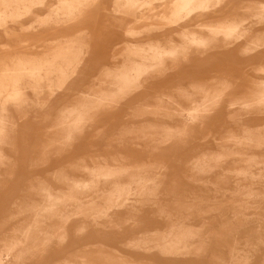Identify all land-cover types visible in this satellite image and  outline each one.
Returning a JSON list of instances; mask_svg holds the SVG:
<instances>
[{"label": "rangeland", "instance_id": "obj_1", "mask_svg": "<svg viewBox=\"0 0 264 264\" xmlns=\"http://www.w3.org/2000/svg\"><path fill=\"white\" fill-rule=\"evenodd\" d=\"M116 1L94 0L88 5V8H80L79 13L82 11L84 14L81 37L87 42L88 48L86 49L87 57L82 66L78 68L75 76L70 78L61 90L54 88L51 92L50 89H46L39 97L40 99L28 92V100L25 106L17 107V105L12 104L9 106L7 114L5 113L6 116L10 115L14 119L18 127L11 129L12 132L9 131L11 141L8 142L9 146L5 147V155L8 160L5 167L0 170V186L2 187L4 179L7 180L5 189H0V238L18 233V228L28 224V222L33 223L34 213L36 211L43 212L48 205L47 198L51 191L56 192L61 198L55 202L56 212L64 210V213H72L74 209L70 203H72L71 200L79 195L78 192L83 196L82 202L79 204L81 208L95 207V205V208L98 206V209L106 208L108 206L105 203L107 197L100 198L99 196L102 194L100 190H107V184L90 183L89 174L94 170H81V165L92 166L95 162L104 159L111 162L114 155L118 153L129 155L130 160L128 163L132 166L141 165L145 162L148 155L144 149L143 143L145 141L135 140L139 145V148L135 149L128 141H118L116 138L120 133H127L134 129H142L140 130V135L144 136L147 133L146 127L154 123L174 125L178 122V120H175V122L166 119H153L150 116H140L138 109L142 105H146L152 97L162 95L166 91L176 93L183 87L190 89L189 84L196 80L210 86L215 80H227L232 83V94L243 92L253 82L264 81V47L252 56L243 55L244 46L248 42L255 41L258 36H263L262 39L264 41V24L259 27L255 26V19L249 18L246 28L251 30L247 34L246 39L237 43L234 46L235 48L220 50L215 45L207 49L190 47L185 56L181 57L178 54L174 60L166 57L164 61L169 70L163 77L148 80L143 91L133 96L122 107L112 111L104 110L99 113L94 122L86 124L82 133L70 142L67 147H63L57 153L49 151L48 148L43 147L46 145L45 136L49 130L51 131L52 125L56 123L57 116L75 98L82 94L99 91L100 82L106 80L102 71L106 66L110 70L113 68L112 57L115 49L123 50L133 44L146 48L150 43L169 45L168 47L177 45L176 47H179L185 41V38H183L184 30H168L164 27V23L161 22V16L163 18L165 15L170 18L172 14L171 3L175 0H168L163 5L154 3V6L136 8L134 12L130 8L121 7L123 2H120L119 10L122 13L117 12ZM254 2L264 3V0H223L220 7H213V10L206 17L191 20L196 25V30L194 29L193 31L200 32L199 26L218 23L226 18H232L235 14L248 17L244 13L243 8L252 5ZM58 5V0H49L44 9L36 8L32 13L25 16L20 23H9L8 29H1L0 54L6 50L17 49L18 46H22L21 42L33 44L42 40V43L50 46L54 44V41L74 34L75 26L71 23L61 25L58 28L54 24L50 25L41 22L45 21L43 19H46V16L56 9ZM131 29L140 30L142 33L137 37H131L127 35ZM7 34H10V37ZM217 53L221 54L218 55ZM188 55H190L189 59H202L200 55L206 56V60L209 62L206 63V66L195 67L185 61L188 59ZM125 59L131 60L127 56H125ZM207 66L210 68H207ZM227 102L228 98H224L221 106L211 116L209 125L203 130L195 129L188 139L186 147L170 144L166 148L153 153L154 155L151 159L163 162L164 168L159 164L155 167L143 168L142 170H136V168H132L131 171L128 170L133 176L138 173H140L138 175H141L142 173L159 177L161 183L158 185L156 196L152 197V199L132 197L128 201L126 209L121 211L109 210V217L100 220V224L103 227L100 229L92 228L85 238H79L76 235V229L80 224L91 225V222L84 215L73 216L69 227L71 239L67 242L68 249L64 251L54 249L45 259L33 264H59L65 261L68 264H86L87 262L88 264H213L212 260L214 259L220 260L218 264H232L231 257L233 253L231 252L230 254L229 242L224 239L215 238L214 240L213 237H210L207 240V246L199 251L200 253L193 250L184 253V255H181L182 257L179 256L178 258L163 256L157 248L158 240L161 242L169 225V220L160 212V209L179 207L181 205L179 197H185L188 202L193 201L195 198H200L204 201L208 199V202L210 200L212 203L217 199L218 201L215 200L216 202L214 201L212 204L216 203L219 205L221 203L219 205H222L220 214L209 215L205 220L194 219L188 221L194 226H201L206 221L207 223L211 222L210 226L212 229L219 228L220 223L223 222L220 219V217L222 218L220 215L229 212L224 216V219L226 217L232 220L231 207L242 206L243 201L241 199H233L231 197L239 190L237 186L241 181L243 182V178L238 176L239 171L243 170L241 163L235 162L234 159L223 161L221 167L211 174L209 181L205 183L199 181L192 171L193 163L201 154L208 151L212 153L229 152L234 148L232 143H222V140L229 133L242 138L244 130L264 127V119L252 118L240 115L234 110H227ZM185 106L191 108L186 104ZM26 113V118L24 120L20 119V114ZM262 133L264 134V130H262ZM131 137L133 136L127 135L126 139L130 140ZM43 149L45 150L43 151ZM42 152L44 153L42 154ZM245 152L257 154L264 161V147L261 149L250 148L245 150ZM45 159L46 161H44ZM227 170L229 172L233 171L232 174H229L228 181L219 189L215 188L212 182L220 174L229 173ZM253 172L255 174L258 173L257 169H253ZM87 185L88 188L86 187L84 190L83 187ZM253 187L256 191L261 190L259 185H254ZM73 189L78 192L73 191ZM66 194L68 196H64ZM231 200L234 201L232 202ZM253 202L256 205L253 204L252 207L255 208L247 212L249 218L246 216L249 220L246 217V219L242 217L243 221L241 222H244L245 226L242 223V229L244 230L240 234V243H242L240 253L242 257L250 256L252 261L247 262L248 264H264V245H244L246 239L247 241L251 240L250 242L254 244L257 242L256 238L261 239L264 237V229H260L258 226L260 222H264V220H261L264 215H259V211L264 212V200H252ZM131 207L135 209L132 210ZM182 215H185V212ZM185 217L187 216H183V218ZM254 227L260 230L256 237L252 236L253 231L249 234V231ZM206 232L207 236L211 235L207 230L205 234ZM145 239H151L149 245L151 249L144 250L133 246V242ZM261 240L264 241L263 238Z\"/></svg>", "mask_w": 264, "mask_h": 264}, {"label": "bare ground", "instance_id": "obj_2", "mask_svg": "<svg viewBox=\"0 0 264 264\" xmlns=\"http://www.w3.org/2000/svg\"><path fill=\"white\" fill-rule=\"evenodd\" d=\"M48 1L49 0H0V30L8 29L9 23H20L25 16L32 13L36 8L44 9ZM92 1L94 0H58V7L49 15L47 14L48 16H46V19H43L45 21H41L50 25L54 24L58 28H60L61 25L71 23L75 26L74 34L67 35L60 40L54 41V44L50 46L42 43V40L33 44L21 42L22 46H18L17 49L6 50L0 54V170L2 167H5L8 160L5 155V147L9 146L8 142L11 141L9 131L12 132L11 129H16L18 127V124L10 115L6 116L9 106L12 104L17 105V107L25 106L28 100V92H31L36 98L40 99L39 97L46 89H50L51 92L54 88L61 90L66 82L75 76L78 68L82 66L87 57L86 49L88 48L87 42L81 37L83 31L81 30V26L83 25L82 19L84 14L82 11L81 13L79 12L80 8H88V5ZM167 1L168 0H117L116 6L118 13H122V11L119 10L120 2H123L121 3V7L130 8L134 12L136 8L154 6V3L163 5L166 4ZM222 2L223 0H175L171 3L172 14L170 18L165 15L163 18L161 16V22L164 23L163 25L165 28L172 29L199 17L201 13L208 14L213 10V7H220ZM243 10L248 17L235 14L230 19L226 18L218 23H209L208 25L199 26L201 29L200 32L193 31L195 28L185 30L183 34L185 41L179 47H176L177 45H175V47H172L173 45L168 47L169 45H160L158 43H150L149 45L148 43L149 46L146 48L133 44L123 50H119V48L115 49L112 57L113 68L110 70L106 66L102 71L106 80L100 82L99 91L82 94L78 98H75L71 104L57 116V121L52 125L53 127H49L51 131L48 129L49 131L45 136L46 145L43 147L48 148L49 151L52 152H59L60 149L67 147L70 142L82 133L86 124L93 123L99 113L104 110L112 111L122 107L133 96L143 91L148 80L156 77H163L169 70L164 61L166 57H170L174 60L178 54L181 57L185 56L190 47L195 49H207L215 45L220 50L235 48L234 46L237 43L246 39L247 34L251 30L250 28H246V23L249 18L255 19V26L259 27L264 24V3L254 2L252 5L243 8ZM137 29L129 30V34L127 35L131 37L139 36L142 32ZM9 35L7 34V36ZM262 37L263 36H258L255 41L248 42L246 46H244L243 55L252 56L258 53L264 47ZM125 56L131 58L132 61L130 59L126 60ZM122 58L123 60H121ZM189 85L190 89L183 87L180 88L179 91L177 90L178 92L176 93L166 91L162 95L154 96L146 105H142L138 109L140 116H150L153 119H166L171 121L178 120L176 124L169 125L165 123L160 125L154 123L146 127L147 133L144 136L140 135V130L142 129L130 130L127 133H120V135L117 136L116 140L128 141L135 149L139 148L135 140L145 141L143 143L144 149L148 155L147 160L141 165H130L128 163L130 156L120 153L115 154L111 162L104 159L97 160L98 162H95L92 166L86 164L81 165V170H94L91 171L90 174L88 172L90 183L107 184V190H100L102 194L99 196L100 198L107 197L105 203H107L108 206L106 208L98 209V206L95 208L96 205L95 207L90 206L81 208L79 204L82 202L83 196L78 191H75L74 187L73 191L79 194L76 193L78 195H75L76 198L73 195L75 199L71 200L72 203H70L74 211L72 213L67 211V213H64V210H58L59 212H56L55 202L60 197L56 192L51 191L50 188L51 192L48 194L47 198L48 205L44 210L42 209L43 212L36 211L34 213L33 223L28 222V224H24L18 228V233L0 238V264L38 263L45 259L54 249H67L69 247L67 242L71 239L69 227L71 226L73 216L84 215L85 218L91 222V225H87L86 223L80 224L76 229V235L79 236V238H85L92 228L100 229L103 227V225L100 224V220L109 217V210L115 209L121 211L126 209L128 207L127 203L132 197L152 199V197L156 196L158 191V185L161 183L160 178L151 174L142 173L141 175H138L140 174L138 173L136 176H133L128 170L131 171L132 168L142 170L143 168L155 167L159 164L164 168L163 162H157L151 159L154 155L153 153L166 148L170 144L179 145L183 148L186 147L188 139L196 128L203 130L209 125L211 116L214 114V111L221 106L224 98H228L227 110H234L240 115H246L252 118L264 119V81L253 82L250 84L251 86L243 92L233 94L231 93L232 83L227 80H215L211 86L196 80ZM185 104L191 108H187ZM27 113L20 114V119L24 120ZM262 130H264V127L244 130L242 138H238L237 135L229 133L222 140V143L234 144V148L231 151L219 153L208 151L201 154L196 159L192 165V171L198 177V180L203 183L209 181V176L219 169L221 163L225 160L234 159L235 162H239L243 165V170H240L238 173V176L243 178V182L241 181L240 184L238 183L240 181L237 182L239 184H237L239 190L236 193L234 192L235 194L231 196L233 199H241L243 201L242 206L231 207L233 221L226 217L224 219V216L229 213L228 211V213L220 215L222 218L219 217L223 222L220 223L219 228L214 229L210 226L211 222H209V224L206 221V223L201 226H194L188 221L194 219L205 220L209 215L213 216V214H220L222 205H219L221 203H219V205L216 203L212 204L217 199L212 203L209 200L210 204L208 199L204 201L203 199L195 198L193 201L188 202L185 200V197H179L181 201L179 207H166L160 209V212L169 220L168 230L164 233L161 242L158 240V247L156 246L163 256L178 258L186 252H191L193 250L199 252L207 246L208 238L213 237L214 240L215 238L220 240L224 239L229 242L230 254L231 252L233 253L231 257L232 264H245L252 261L250 256L242 257L240 253V246L242 245V243H240V234L241 231L244 230L242 229V223L244 222L241 221H243L242 217H244V219L247 217L249 218L247 212L255 208L252 207L253 204L256 205L255 202L252 203V200H264V161L257 154H248L245 150L250 148L261 149L264 147V134ZM127 135L133 137L127 140ZM44 150L45 149H43V151ZM43 153L44 152H42V154ZM44 161H46V159ZM74 165L73 167H75ZM253 169H257L258 173L255 174ZM226 173L220 174L217 179L212 182L215 188L219 189L225 184L229 179V174H232L233 171ZM6 181L7 180L4 179L2 182L3 185L2 187L0 186L1 190L5 189L7 184ZM254 185H259L261 190L256 191L253 187ZM86 187L88 188V185L83 187V189H86ZM67 194L64 196H68ZM231 201L233 202L234 200ZM93 202H95V200H93ZM228 202L226 203L228 204ZM237 203L240 202L238 201ZM257 208L259 209V207ZM131 209L134 210L135 208L131 207ZM183 212H185L187 217L183 218V216H185L182 215ZM259 215H264V212L259 211ZM261 220H264V218ZM258 226L260 229H264V222H260ZM206 230L210 232V236H207V232L205 234ZM252 231V236L256 237L260 230L254 227L249 231V234H251ZM262 238L264 239V237ZM261 239L256 238V243H254L253 239L254 244L250 242L251 240L247 241L246 239L244 245H264V241ZM150 243L151 239L139 240L133 242V246L135 248L149 250L151 249L149 246ZM212 262H214L213 264H218L220 260L214 259Z\"/></svg>", "mask_w": 264, "mask_h": 264}, {"label": "crops", "instance_id": "obj_3", "mask_svg": "<svg viewBox=\"0 0 264 264\" xmlns=\"http://www.w3.org/2000/svg\"><path fill=\"white\" fill-rule=\"evenodd\" d=\"M207 16V13H201V14H199V17H206ZM199 17H197V18H199ZM196 19V18H195ZM196 29V25H195V23H193L192 21H187V22H185V23H183L182 25H180V26H178V27H175V28H172V29H168V30H172V31H176V30H180V29H182V30H190V29ZM167 30V29H166ZM218 55H220L221 53H217ZM245 56V55H244ZM189 57H190V55H188V59L187 60H185V61H187L189 64H191V65H193V66H206V63L207 62H209V61H207L206 59H207V57L206 56H202V55H200V58H202V59H198V58H193V60H191V58L189 59ZM205 59H204V58ZM248 57V56H247ZM210 58V57H209ZM203 61V62H202ZM207 61V62H206ZM201 62V63H200ZM194 67V68H195ZM209 66H207V68H208ZM210 68V67H209ZM68 249V248H67ZM66 249V250H67ZM59 250V249H58ZM63 250V249H62ZM61 250V251H62ZM65 250V249H64ZM63 250V251H64ZM62 253V252H61ZM66 262V261H65ZM63 263V262H61V263H59V264H68L67 262L66 263ZM86 264H88V263H86Z\"/></svg>", "mask_w": 264, "mask_h": 264}]
</instances>
